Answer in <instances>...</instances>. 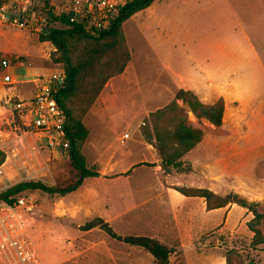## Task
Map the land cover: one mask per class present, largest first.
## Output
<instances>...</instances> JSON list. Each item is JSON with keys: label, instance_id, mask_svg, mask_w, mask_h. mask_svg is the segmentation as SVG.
I'll return each mask as SVG.
<instances>
[{"label": "rangeland", "instance_id": "374dc122", "mask_svg": "<svg viewBox=\"0 0 264 264\" xmlns=\"http://www.w3.org/2000/svg\"><path fill=\"white\" fill-rule=\"evenodd\" d=\"M55 1L32 6L35 26L71 24L57 9L61 0ZM123 30L134 73L128 84H119L114 101L98 97L83 119L89 131L82 146L86 165L99 172L112 159L113 169L100 179H84L65 196L39 189L17 195L13 206L29 239L46 264H154L140 247L99 228L81 230L101 217L122 236L154 237L172 248L171 264H226L227 255L229 264H264V244L253 242L251 210L236 203L209 209L204 198L178 191L236 195L262 215L257 227L264 234V0H155ZM40 34L0 21V63H9L0 65V150L6 155L0 194L24 182L62 187L76 180L68 152L30 132L8 104L32 96L36 76L63 68ZM6 73L16 82L5 83ZM180 89L203 104L222 97L223 123L216 127L199 119L177 100L187 111L186 124L205 136L181 158L185 171L165 174L142 131L149 113L169 104ZM125 134L129 138L122 141ZM139 161L146 164L133 167Z\"/></svg>", "mask_w": 264, "mask_h": 264}, {"label": "trees", "instance_id": "16d2710c", "mask_svg": "<svg viewBox=\"0 0 264 264\" xmlns=\"http://www.w3.org/2000/svg\"><path fill=\"white\" fill-rule=\"evenodd\" d=\"M154 1L128 0L110 26L95 35L87 33L81 26L75 24H70L64 29L49 27L47 32L40 34L41 42H50L53 45L54 51L51 59L56 63H61L66 73L65 87L56 98L68 118L66 124L67 137L70 139L68 154L76 173V180L62 187L47 186L41 182L19 183L1 193L0 201L13 205L17 195L21 192L35 189L65 196L77 190L85 178L99 176L97 170L86 165V159L82 153L83 143L89 135L83 119L107 82L112 77L122 74L131 61V49L123 30L124 23L136 13L149 8ZM0 65L3 68L1 63ZM177 100L188 104L189 111H192L195 117L205 119L216 127L222 125L225 111V102L222 97L215 103L203 104L191 91L180 89L175 99L169 104L149 113V124L142 133L144 139L156 150L161 170L165 174L172 170L185 171L181 158L200 144L205 136L203 129L193 128L186 124L187 111L178 106ZM5 158V153L0 150V166ZM178 191L185 196L204 198L209 209H218L229 203L248 208L255 217L251 223L254 245L264 244V234L257 227L262 215L253 204H247L245 200L232 194L225 197L217 196L209 189L184 187ZM80 228L84 231L99 228L117 241L144 249L152 256L154 264H171L172 248L154 237L122 236L101 217L87 221ZM226 261V264L230 263V255H227Z\"/></svg>", "mask_w": 264, "mask_h": 264}, {"label": "built area", "instance_id": "2783aa9c", "mask_svg": "<svg viewBox=\"0 0 264 264\" xmlns=\"http://www.w3.org/2000/svg\"><path fill=\"white\" fill-rule=\"evenodd\" d=\"M45 0H0V21L20 29L34 28L42 34L49 30L46 26H35L31 9L34 4ZM52 5L55 0H50ZM124 0H61L57 5L71 24L81 26L91 35L107 29L119 16ZM3 68L9 66L7 60L1 62ZM3 81L13 84L10 74ZM35 93L26 98L9 101L10 108L30 132L48 139V144L66 152L70 149L67 137V115L57 101V95L65 87L66 73L63 68L43 77L36 76ZM125 134L122 141L128 139ZM18 202L22 203L20 199ZM0 264H46L40 251L29 239L26 229L13 205L0 201Z\"/></svg>", "mask_w": 264, "mask_h": 264}, {"label": "crops", "instance_id": "0c3cea01", "mask_svg": "<svg viewBox=\"0 0 264 264\" xmlns=\"http://www.w3.org/2000/svg\"><path fill=\"white\" fill-rule=\"evenodd\" d=\"M143 11V10H142ZM125 24V23H124ZM131 62V61H130ZM133 70H132V66L130 65V63L127 65L125 71L120 74V75H117L115 77H112L106 84V86L104 87L103 91L101 92L100 96H99V100L100 101H114V96H118V89L117 87L119 86V84H128L129 81H130V77L131 75L133 74ZM7 74V73H6ZM5 75V74H4ZM3 75V76H4ZM2 76V78H3ZM32 82H33V79H32ZM35 93V92H34ZM113 98V99H111ZM114 106H116L114 104ZM113 106V107H114ZM110 109V108H109ZM150 147H153L151 144H149ZM111 158V156H109ZM155 163L157 164V168H160L159 166V161L156 160ZM155 163H149V164H155ZM112 163V159L107 161V168L106 169H103L102 171H99L100 175L98 177H92L91 179H100L102 178L103 175H105L107 172L111 171L113 168L111 166ZM140 164H146V162L144 161H139L137 163H135L133 165V167H135V165H140ZM109 165V166H108ZM109 169V171H107ZM111 169V170H110ZM130 171V170H129ZM125 173H128V172H125ZM87 178H85L86 180ZM141 186V185H140ZM147 188H145L146 190ZM162 189L165 190V189H168L165 187V185L162 186ZM106 221V220H105Z\"/></svg>", "mask_w": 264, "mask_h": 264}, {"label": "water", "instance_id": "95a60500", "mask_svg": "<svg viewBox=\"0 0 264 264\" xmlns=\"http://www.w3.org/2000/svg\"><path fill=\"white\" fill-rule=\"evenodd\" d=\"M9 107L11 108L12 106L11 105H9ZM190 114H193L191 111L189 112Z\"/></svg>", "mask_w": 264, "mask_h": 264}]
</instances>
